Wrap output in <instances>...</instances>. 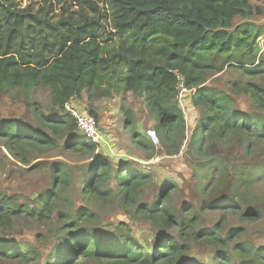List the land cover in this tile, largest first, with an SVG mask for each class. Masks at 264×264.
<instances>
[{
    "label": "trees",
    "instance_id": "1",
    "mask_svg": "<svg viewBox=\"0 0 264 264\" xmlns=\"http://www.w3.org/2000/svg\"><path fill=\"white\" fill-rule=\"evenodd\" d=\"M97 1L106 6L104 17L109 20L111 36L116 40V46L111 49L106 48L100 25L93 18L82 14L78 18L69 13L53 20L46 11L33 10L31 6L20 8L10 0H0V95L41 85L49 88L52 104L61 109L84 89L106 80L109 70L114 74L117 67H122L124 73L119 76V82L142 97L155 115L153 127L163 155H178L186 140V151L192 157L202 158L213 138L224 142L230 136L238 137L241 151L231 160L222 155L204 160L202 167L213 174L211 179L216 187L207 198L210 203H218L215 207L232 212L245 207L240 212L242 218L257 219L264 211V194H255L260 184L264 185V152L253 154L264 144V115L235 109L231 94H244L264 110V87L251 81L231 82L224 91L203 85L201 73H217L227 65L241 75L264 76V0ZM260 37L261 46L257 40ZM218 58H221L220 66L214 63ZM174 69L184 76L186 86L195 89L189 102L198 108L199 116L187 139L183 112L175 100ZM34 115L41 130L20 120L0 119V140L5 147L17 153L25 149L43 153L59 147L61 139L62 148L69 152L93 153L99 146L91 138L76 133V120L67 112L47 116L37 107ZM122 116L131 143L152 158L156 145L145 132L135 128L133 112L124 108ZM50 170L51 188L32 198L30 203H19L13 196L0 193V227L11 226L20 216L39 221L48 216L59 193L69 186L66 165L54 163ZM151 178L149 172L134 170L127 164L115 167L107 157H95L82 193L94 197L115 194L124 207H129L135 204V195ZM110 180L115 188L109 187ZM173 188L170 180H162L156 206L143 203L135 207L143 217H158L163 223L164 228L153 245L140 244L125 233L82 228L80 224L91 220L94 213L79 208L74 214L58 213L57 217L64 223L62 236L50 250L47 264H85L88 260L99 264H202L180 258L188 250V241L182 238L178 242L169 232L176 227L184 234L189 227L187 223L195 222L196 215L187 221L177 220L166 208L158 207ZM247 191L255 198L246 200ZM213 206L202 204L199 209ZM188 208L192 210L193 206ZM126 214L133 220L134 213ZM119 224L127 226L124 222ZM219 225L216 222L212 228L200 230L195 238H203L210 244L226 243L242 230L233 229L221 238ZM235 250L264 264V245L255 247L241 242ZM42 256L37 247L0 240V261L37 264ZM216 260L217 264H235L228 249L220 252Z\"/></svg>",
    "mask_w": 264,
    "mask_h": 264
},
{
    "label": "rangeland",
    "instance_id": "2",
    "mask_svg": "<svg viewBox=\"0 0 264 264\" xmlns=\"http://www.w3.org/2000/svg\"><path fill=\"white\" fill-rule=\"evenodd\" d=\"M14 5L24 8L31 6L33 10L48 12L53 20H57L69 13L80 18V15L93 18L100 25V33L105 40L107 49L116 46V40L111 36L113 30L110 22L105 18L106 6L97 0H88L82 3L80 0H10ZM92 4V5H88ZM257 22V21H256ZM258 24V22H257ZM261 46L262 37L258 38ZM211 58H213L211 56ZM215 65H221V58L215 60ZM120 70V73H118ZM116 73L109 70L106 80L89 89H84L79 97H73L64 103L63 108L52 104L49 88L34 85L27 91L18 89L10 90L0 95V119L20 120L26 126L41 130L39 122L34 115L38 107L47 115H59L62 112L70 114L71 111L88 114L93 117L100 128L105 144L99 145L93 153L86 151L69 152L60 146L54 150L36 153L30 150L14 152L5 147L4 141L0 140V193L13 196L19 203H30L32 198L43 194L51 188V166L54 163H62L68 167L69 186L62 190L58 199L53 203L48 216L39 221L29 216H20L12 221L9 227H0V240H13L22 247H37L43 256L37 264H47V256L50 250L60 242L63 224L57 217L60 212L74 214L79 208H87L94 213L89 221H83L82 228L103 229L119 233L129 234L137 242L143 245H153L160 229L164 228L160 218L147 219L135 211L139 204L146 203L156 206L160 184L162 180H170L174 184L168 198L158 204L166 208L177 220H188L196 215V221L187 223L189 227L180 234L176 227L169 230L170 234L178 241H188V250L183 252L180 258L202 264H217L216 256L224 249H228L233 255L235 264H259L252 256L235 250L241 242L255 247L264 245V211H261L254 221L244 219L241 216L246 208L242 207L236 212L227 208L215 207L216 202H209V192L214 190L215 181L210 172H205L202 164L204 160H211L218 155L232 156L241 151L237 136H230L224 142L212 139L207 144V152L202 158L192 157L186 151V140L180 147L176 156L163 155V149L156 145L152 158L131 143L129 131L124 128L122 109L131 110L135 117V128L145 132L146 128H154L155 115L150 113L142 97L126 90L119 82V76L123 75L124 69L117 67ZM112 74V76H111ZM110 76V77H109ZM201 79L203 85L226 91L231 82H255L264 87L263 77H248L230 66L224 65L217 72H203ZM233 106L235 109L248 113L254 112L264 115L261 110L248 96L244 94L234 95ZM189 120L185 123L186 139L190 130L197 123L199 116L198 108L187 102ZM155 129V128H154ZM76 133L81 134L77 127ZM153 142V141H152ZM159 142V141H158ZM111 150H109V148ZM264 152V144L254 150V156ZM95 157H107L112 164H127L134 170L149 172L153 175L135 195V204L124 207L119 196L94 197L83 194L82 187ZM264 157V155H262ZM109 187L115 188L112 180L107 182ZM215 187V188H214ZM220 190V187H217ZM247 191L245 199L255 198ZM256 196L264 194V185L260 184L255 190ZM237 199L234 200V203ZM202 204L214 205L212 209L200 210ZM220 204V203H219ZM188 206H193L188 211ZM188 208V209H187ZM187 209V210H186ZM134 213L133 220L126 213ZM241 212V213H240ZM121 222L127 226H119ZM219 222L220 236L224 238L226 233L237 228H242L238 236H234L231 242L210 244L203 238L196 239L195 234L202 229H210ZM67 224V223H66ZM119 224V225H118ZM164 230V229H163ZM0 264H22L18 261H0ZM85 264H99L94 260H88Z\"/></svg>",
    "mask_w": 264,
    "mask_h": 264
},
{
    "label": "built area",
    "instance_id": "3",
    "mask_svg": "<svg viewBox=\"0 0 264 264\" xmlns=\"http://www.w3.org/2000/svg\"><path fill=\"white\" fill-rule=\"evenodd\" d=\"M172 73L176 78L177 93L175 95V100L177 101L178 106L181 108L185 122L187 123L190 119L187 102L190 101V96L195 92V89L186 86L184 76L178 70L174 69ZM70 114L75 118L77 129L81 134L91 138V140L99 145L106 143L104 136L93 117L89 116L88 114H82L76 111H71ZM145 134L150 138L151 141H153V144L159 143V138L154 128H146ZM108 148L111 150L110 147Z\"/></svg>",
    "mask_w": 264,
    "mask_h": 264
},
{
    "label": "water",
    "instance_id": "4",
    "mask_svg": "<svg viewBox=\"0 0 264 264\" xmlns=\"http://www.w3.org/2000/svg\"><path fill=\"white\" fill-rule=\"evenodd\" d=\"M262 23L264 24V18H263V20H262Z\"/></svg>",
    "mask_w": 264,
    "mask_h": 264
}]
</instances>
